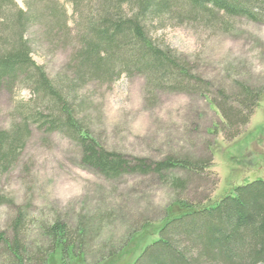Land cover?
Wrapping results in <instances>:
<instances>
[{
  "label": "rangeland",
  "instance_id": "1",
  "mask_svg": "<svg viewBox=\"0 0 264 264\" xmlns=\"http://www.w3.org/2000/svg\"><path fill=\"white\" fill-rule=\"evenodd\" d=\"M15 1L24 8L23 0ZM65 8L69 25L79 29L73 6L66 3ZM150 22L154 41L174 49L208 81V96L196 90L154 87L143 74H122L111 83L73 82L72 107L107 150L153 161L174 154L197 160L211 157L213 166L200 175L175 170L185 189L174 188L170 180L154 173L107 178L82 164L80 145L66 130H48L31 118L22 155L0 174V193L12 203L0 204V232L12 235L15 218L23 214L21 237L29 255L50 247L44 226L59 220L74 228L85 221L90 231L86 255L69 264H133L158 238L165 219L183 212L181 202L217 204L237 186L264 181V20L224 17L222 23L206 24L187 17L163 26ZM46 31L39 21L28 30L33 58L58 85L66 86L72 79L69 63L77 44L72 39L59 43ZM244 84L263 92L260 102L245 125L226 129L211 101L233 110ZM31 97L21 82L13 91L0 92V130L29 114L34 107ZM59 255L48 264H63ZM0 264H12L2 244Z\"/></svg>",
  "mask_w": 264,
  "mask_h": 264
},
{
  "label": "trees",
  "instance_id": "2",
  "mask_svg": "<svg viewBox=\"0 0 264 264\" xmlns=\"http://www.w3.org/2000/svg\"><path fill=\"white\" fill-rule=\"evenodd\" d=\"M23 1L24 8L15 0H0V92L13 91L21 82L34 95L30 99L34 107L20 123L0 130V174L8 172L22 155L31 118L48 130H66L80 145L82 164L107 178L154 173L170 180L174 188L185 189V181L173 174L175 170L200 175L213 166L211 157L197 160L174 154L153 161L107 150L76 116L70 101L73 82L111 83L122 74H143L154 87L196 90L207 97L208 81L174 49L154 41L148 30L150 21L163 26L168 20L187 17L206 24L222 23L224 17L227 21L236 17L264 20V0ZM66 3L73 6L74 17L78 15L79 29L69 25ZM34 21L41 22L59 43L72 39L77 44L69 63L72 79L66 86L58 85L33 58L28 30ZM263 92L244 84L233 110L215 100L211 103L223 116L225 128L236 129L249 121ZM7 201L12 204L0 193V204ZM180 207L183 212L165 219L158 238L143 248L133 264H264L263 180L235 187L233 194L217 204L181 202ZM25 221L19 213L13 222L14 233L0 232V244L12 264H48L58 253L63 264L85 257L90 233L87 222L80 221L74 228L59 220L44 226L50 247L29 255L21 237Z\"/></svg>",
  "mask_w": 264,
  "mask_h": 264
}]
</instances>
